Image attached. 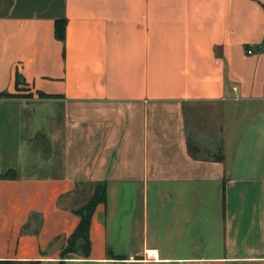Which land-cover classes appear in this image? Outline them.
Here are the masks:
<instances>
[{
  "label": "crops",
  "instance_id": "1",
  "mask_svg": "<svg viewBox=\"0 0 264 264\" xmlns=\"http://www.w3.org/2000/svg\"><path fill=\"white\" fill-rule=\"evenodd\" d=\"M19 87L0 98V264H59L66 201L97 183L88 256L63 264H264V0H0V93ZM195 104L204 127L218 109L202 150Z\"/></svg>",
  "mask_w": 264,
  "mask_h": 264
},
{
  "label": "trees",
  "instance_id": "2",
  "mask_svg": "<svg viewBox=\"0 0 264 264\" xmlns=\"http://www.w3.org/2000/svg\"><path fill=\"white\" fill-rule=\"evenodd\" d=\"M64 25L65 21L63 19L55 21V37L58 40H63L64 38ZM39 96H42V94L39 93ZM17 97L6 92L0 93V98ZM8 176H10V173H6L2 177ZM105 196V187L102 183L81 184L75 189L66 208L79 216V222L73 232L67 237L64 247L60 250L59 264H63L65 259L72 258L74 255L87 258L90 248L89 226L91 215L97 205L105 202ZM81 201L82 203L79 204Z\"/></svg>",
  "mask_w": 264,
  "mask_h": 264
},
{
  "label": "rangeland",
  "instance_id": "3",
  "mask_svg": "<svg viewBox=\"0 0 264 264\" xmlns=\"http://www.w3.org/2000/svg\"><path fill=\"white\" fill-rule=\"evenodd\" d=\"M27 92H28V89H25L24 87H19L16 89V93L14 95H16L20 98L30 97L31 96L30 92H28V93ZM47 108H48V105H37L34 107V113H35V115H37L36 119H35V123H38V124L45 123L44 118H41L40 114L43 111L47 110ZM204 109H207V110H209V112H212L210 118L206 117V119H209V120H206L207 124L205 127L200 125L197 122L200 120V118H201L200 116H201L202 111H203V107L201 105L195 104V105L191 106V109L189 111L190 115H187V118H186L185 130L187 133V139L189 142V146H191L193 149H198L201 147V150H202L204 148V144H207L208 146H209V144L211 145V139L212 140L214 139V137H212V136H214V134H216L217 130H218V112H217L218 109H217V106L216 105H210ZM26 112L27 111L23 112L22 115L24 116V114H26ZM197 116L199 117V119H196ZM204 130H205V135H204ZM25 141H26L25 137L21 138V145H23V143L25 144ZM24 148H26V146H24ZM21 151H22V149H21ZM209 152H214L215 156L219 155V153H217L216 150L213 149V147L209 148ZM163 187L169 189L168 185H163ZM155 188H157V185L151 184V185H149V190L147 192L148 204H149V208H151V209H152V204H154V201H155V199L153 197V190ZM70 198L66 201L67 203L69 202ZM80 203H82V201L79 202V204ZM137 204H138V202H136V206H137ZM139 208H141V207H139ZM130 218H131V216H130ZM136 219L140 220L141 217L137 216ZM152 219H153V216H152V211H151V214L149 215V221L152 222ZM127 231L128 230L123 229V233H122L123 242H126V239L128 237ZM131 243L134 244V243H136V241H133ZM138 258H140V257L133 258V261L141 260ZM146 259L151 260L150 257H148L147 255H146Z\"/></svg>",
  "mask_w": 264,
  "mask_h": 264
},
{
  "label": "bare ground",
  "instance_id": "4",
  "mask_svg": "<svg viewBox=\"0 0 264 264\" xmlns=\"http://www.w3.org/2000/svg\"><path fill=\"white\" fill-rule=\"evenodd\" d=\"M147 254L149 255V256H152V257H156V253L155 252H153V251H147Z\"/></svg>",
  "mask_w": 264,
  "mask_h": 264
},
{
  "label": "built area",
  "instance_id": "5",
  "mask_svg": "<svg viewBox=\"0 0 264 264\" xmlns=\"http://www.w3.org/2000/svg\"><path fill=\"white\" fill-rule=\"evenodd\" d=\"M251 52H252V48L250 46V48L247 50V54H251Z\"/></svg>",
  "mask_w": 264,
  "mask_h": 264
}]
</instances>
